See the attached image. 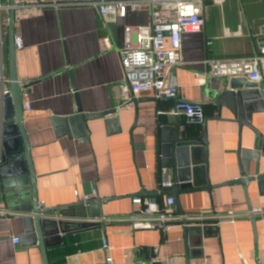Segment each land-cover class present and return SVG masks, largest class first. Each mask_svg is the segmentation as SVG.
Wrapping results in <instances>:
<instances>
[{"label":"crops","instance_id":"1","mask_svg":"<svg viewBox=\"0 0 264 264\" xmlns=\"http://www.w3.org/2000/svg\"><path fill=\"white\" fill-rule=\"evenodd\" d=\"M74 0H16V3ZM9 0H0V85L9 88L7 21ZM205 25L197 32L182 35L184 66L167 70V80L179 86L178 99L204 105L205 122L191 125L180 116L185 129L202 135L208 126V165L212 184L238 179L241 174L237 158L239 125L224 110L218 109L210 93L221 91L227 80L211 76L205 61L250 57L264 46V0H222L205 2ZM150 8H128L125 19L106 23L98 10L90 5H52L32 7L23 12L16 8V36L23 47L16 51L19 81L26 83L30 110H25V130L30 141L36 173L40 205L54 208L76 205L64 210L67 217L82 220L88 213L80 203L85 196L97 192L90 200L114 198L102 205L104 217L126 216L133 211L130 195L141 191H158L162 181L172 179L165 170L164 146L171 134L164 128L175 121L167 112L175 106L171 99H155L142 94L136 107L115 108L120 103V85L125 78L120 51L124 47L126 26H149ZM166 38V46L170 47ZM71 72L77 91H74ZM202 77L204 84H198ZM264 81L260 82L262 84ZM78 103L87 113L107 116L88 121L90 142L68 137L72 129L64 128L59 136L52 118L77 113ZM161 112L162 114H159ZM264 121V113L255 115ZM109 119H113L109 123ZM251 131L243 129L242 147H251ZM198 166L206 161V151L198 155ZM197 166V167H198ZM205 176V169L200 173ZM264 174V158L251 162V175ZM231 184L215 188L211 197L206 192L181 194L185 213L204 212L222 215L229 211L241 214L234 222H210L206 235L193 234L188 259L182 226L168 232L133 229L126 223H102L100 227L63 236L48 248L49 264H135L138 259L173 258L176 264H261L264 262V216H257L253 226L249 204L264 208V179L247 187ZM14 190L12 205L30 201L29 184L6 186ZM166 195L156 200L164 202ZM213 205V206H212ZM213 208V210H212ZM215 211V212H214ZM84 213V214H83ZM27 214L10 209L0 199V264H44L36 246H23L24 218ZM214 223V224H213ZM67 226L66 231H74ZM19 238L20 242H14ZM103 239L110 247L105 249ZM60 242V243H59ZM112 261L108 262L107 259Z\"/></svg>","mask_w":264,"mask_h":264},{"label":"water","instance_id":"2","mask_svg":"<svg viewBox=\"0 0 264 264\" xmlns=\"http://www.w3.org/2000/svg\"><path fill=\"white\" fill-rule=\"evenodd\" d=\"M10 13L7 21V38H8V68H9V93L4 94L3 85H0V199H5V204L10 209H15L27 214L24 218L25 233L22 237L23 246H36L43 258L44 264H49L48 248L57 245L62 241L63 236H68L78 231L95 229L101 226L97 221L104 217L102 205L114 198L97 197L88 202L80 203L88 213H83L85 219L90 220H73L74 217H67L64 210L76 205H65L54 208H45L40 205L37 193L36 173L32 159V148L25 130V115L21 101V87L16 71V0H9ZM264 38L262 39V41ZM71 78L74 91H77L73 73ZM221 91L213 89L210 93L213 98V105L218 109L216 119H222L224 110H227L232 116L233 121L239 125V146L237 158L241 169L238 179L226 181L214 185L209 176L208 165V126H204L202 135H197L190 130H183L179 118L164 128V133L171 134V138L166 139L164 146L165 170L171 174L173 186L161 193L156 191H141L138 195L142 197H156L158 194L172 196L175 200L179 214L185 213L181 203L180 196L184 193L206 192L211 197L215 188L240 184L245 187V193L248 197L247 187L255 179H264V174L257 176L251 175V162L259 163L264 158V121L257 118L254 123L255 115L264 113V82L249 81L246 78H232L224 84ZM141 100L134 99L136 114L137 107ZM77 113L69 117L52 118L53 126L59 136L63 133L62 127L71 128L72 132H66L69 138L79 139L83 143L90 142V130L88 121L98 119V117L107 116L114 113V110L106 111L101 114L87 113L78 103ZM109 123L114 121L109 119ZM251 131V147H242L243 129ZM206 151V161L202 166H198V155ZM198 166V167H197ZM205 169V176L201 172ZM28 183L31 189V198L27 202H19L12 205L11 198L15 196L14 190L6 191V186ZM134 195H130L132 198ZM213 206V205H212ZM253 207L249 204L248 210L252 211ZM213 210V208H212ZM215 212V211H214ZM253 226H256V218L252 217ZM74 226V231H66L67 226ZM208 226L184 224L186 243V259L190 252V237L198 234L200 237L206 235ZM76 231V232H75ZM59 242V243H60Z\"/></svg>","mask_w":264,"mask_h":264},{"label":"built area","instance_id":"3","mask_svg":"<svg viewBox=\"0 0 264 264\" xmlns=\"http://www.w3.org/2000/svg\"><path fill=\"white\" fill-rule=\"evenodd\" d=\"M207 0H74L24 2L16 3L15 7L23 12L32 7L52 5H90L95 7L106 23H116L125 19L128 8L139 9L142 5L150 8L151 24L149 26H126L124 47L120 51L125 78L120 85V103L115 108H130L134 99L142 94H152L155 99H171L176 101L175 106L167 114L175 117H184L191 125H202L205 122L204 105L200 102L178 99L179 86L167 80V70L171 67L185 65L182 58V35L200 31L205 25L204 12ZM216 3L222 0H212ZM3 29L0 20V39H3ZM170 39V47L166 46V38ZM16 49L23 47L21 37H15ZM212 77L230 80L232 78H246L253 82L264 81V46L250 57L208 59L205 61ZM198 84H204V79L199 77ZM5 82V79H0ZM21 87V101L23 109L30 110L29 94L25 90L26 83L19 81ZM4 87V86H3ZM9 93V88L4 89V94ZM159 114H162L159 112ZM173 186L171 179L162 181L158 193ZM97 192L85 196L84 201H90ZM133 211L126 216L102 217L97 220L101 223H126L133 229L158 230L168 232L174 226L202 225L205 226L215 221L234 222L241 214L229 211L222 215L204 212H188L179 214L172 196L166 195L164 202L160 203L154 197L134 195L132 198ZM247 216H264V208H255ZM76 220V219H75ZM90 220V219H82ZM214 224V223H213ZM19 243V238H14ZM103 246L108 249L110 245L103 239ZM108 262L112 259L108 258ZM135 264H176L173 258H153L149 260L138 259ZM261 264H264L261 263Z\"/></svg>","mask_w":264,"mask_h":264}]
</instances>
